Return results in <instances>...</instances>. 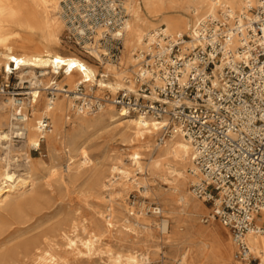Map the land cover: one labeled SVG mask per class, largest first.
<instances>
[{
  "label": "bare ground",
  "instance_id": "1",
  "mask_svg": "<svg viewBox=\"0 0 264 264\" xmlns=\"http://www.w3.org/2000/svg\"><path fill=\"white\" fill-rule=\"evenodd\" d=\"M259 0H125L129 14L124 36V48L118 63L106 62L102 58L105 51L96 44H88L83 53L93 59L92 64L78 54H62L57 48L65 42L66 24L62 18L60 0H0V70L5 79L10 73L21 75V83L29 82L26 98L15 95L0 98V208L19 223L31 219L28 210L37 212V198L25 201L16 198L26 195L35 187V174L47 170L54 176L56 167L52 162L56 158L58 145H62L67 155V168L64 179L75 170V153L79 156V168L91 165L92 159L86 149L85 130L97 129L120 135L128 143L130 164L120 157L111 164L109 175L102 182V187L109 190L108 213L103 214L107 227L113 226L114 190L119 185L131 183L143 185L148 194L147 177H158L169 184L168 190L161 192L166 203H175L185 221L193 222L196 216L211 208L198 200L190 184L197 178L193 173V147L180 131L164 135L162 127L165 121L152 117L129 113L125 108H118L109 102L97 113L88 114L80 107L75 109L72 95L79 84L86 87L96 85L100 94L129 88L135 90V77L139 70L142 52L146 49V36L161 25L170 33H189L193 35L200 19L216 16L220 12L234 16L244 10L247 2L257 4ZM12 66H15L12 68ZM63 75L60 81L57 76ZM45 92L53 93V96ZM1 95V94H0ZM99 95V93H98ZM75 109V110H74ZM74 110L75 123L67 129L68 113ZM82 111V112H81ZM44 118H51L52 129L47 133L40 131ZM16 138H19L17 140ZM46 143L48 154L32 157L26 149H35ZM48 156L50 163L44 157ZM12 162L16 163L12 170ZM22 167V169H19ZM22 170L21 172H17ZM137 172L145 174L143 180ZM125 187V186H124ZM20 194V195H17ZM168 204V203H167ZM162 214L161 207L155 208V214ZM135 214V213H132ZM182 218V217H181ZM135 225L149 230L151 222L145 212L135 214ZM0 217V236L6 231L7 223ZM155 222V221H154ZM181 223V221L179 222ZM175 225V236L182 242V249L176 262L189 264L194 256L199 264H245L235 259V244H224L211 240H195L187 233L181 232V225ZM257 225H264V217L258 219ZM159 227L164 234L169 233L170 220L162 215ZM74 232H82L71 237L65 229L60 235L71 250H78L79 243L87 252L97 249L100 235L84 223L72 222ZM80 241V242H79ZM248 241L253 252L260 255L264 251V236L250 232ZM45 247L33 246L26 258L31 256L34 264H54L59 257L51 250L50 243ZM121 257V256H120ZM127 263L148 264L150 256L130 254ZM194 264V263H193ZM264 264V258L261 261Z\"/></svg>",
  "mask_w": 264,
  "mask_h": 264
},
{
  "label": "built area",
  "instance_id": "2",
  "mask_svg": "<svg viewBox=\"0 0 264 264\" xmlns=\"http://www.w3.org/2000/svg\"><path fill=\"white\" fill-rule=\"evenodd\" d=\"M60 4L66 41L82 49L96 44L105 50L104 61H120L129 17L125 0ZM145 40L135 90L98 95L96 85L79 84L72 92L75 109L92 114L111 102L165 121L166 136L180 131L193 147L194 195L211 204L210 218L229 229L235 259L261 264L264 251L253 252L248 234L264 236V225H257L264 217V0L247 2L233 17L220 12L202 18L193 35L161 25ZM51 129L44 118L40 131Z\"/></svg>",
  "mask_w": 264,
  "mask_h": 264
},
{
  "label": "rangeland",
  "instance_id": "3",
  "mask_svg": "<svg viewBox=\"0 0 264 264\" xmlns=\"http://www.w3.org/2000/svg\"><path fill=\"white\" fill-rule=\"evenodd\" d=\"M57 51L66 55L78 54L92 64H96L93 59L82 52V48L70 44L66 39L57 48ZM4 75L5 73L0 70V88L7 84L4 92H0V98L12 95L17 98H26V94L18 95L16 93L28 91L29 88L22 87L28 86L29 82L21 83V75L14 72L8 80ZM62 77L63 75H59L55 80L60 81ZM98 93L100 94V92ZM45 94L49 95L48 92ZM74 110L68 113L70 120H68L67 129L72 128L75 123ZM49 119L52 121L51 118ZM85 132L83 140L86 141L85 146L92 159L91 165L79 168L80 157L72 153L75 155L76 168L69 176L62 179L60 174L66 173L64 170L69 161L60 144L57 147L56 158L52 162V165L56 167L57 174L52 176L47 170L37 171L34 176L35 187L28 190L26 195L22 196V194L16 198L20 201L37 198V212L27 211L31 216L29 221L19 223L17 219L15 220L9 215L5 207L0 208V217H4L8 225L6 231L0 236V264H34L31 256L26 258V255L33 246L45 247L46 243H50L51 250L60 258L54 264H130L126 261L130 254L145 253L150 256L148 264H178L176 260L183 245L178 236H175V225L180 221L181 232L187 233L189 238L198 241L211 240L224 244L232 241L229 229L220 220L210 218V210L204 208V211L196 216L195 221H185L184 214L179 213V206L175 203L167 202V204L166 199L161 195V192L168 190L169 184L161 178L147 177L138 172L139 179L143 180L147 177L149 180L148 194L144 193L143 185L129 182L123 184L124 187L117 184L114 190L115 198L112 202L113 226L107 227L103 214L108 213L109 190L102 187V182L109 175L111 164L121 154L124 162L130 164L127 153L131 149L120 135H113L97 129L85 130ZM40 149L34 151L28 148L26 151L32 157L48 154L45 142H42ZM0 154L4 155L2 152ZM44 159L50 163L48 156ZM11 168L15 170L16 163L12 162ZM189 190H192L191 184ZM206 205L211 208V204L206 203ZM157 207L163 209L162 214H155ZM141 212H145L148 221L151 222L149 230H144L142 226H136L134 223L135 214ZM162 215L170 220L168 234H164L159 227ZM74 221L79 222L80 226L85 223L89 230L100 235V241L95 251H85L81 243H79L78 250H71L66 244L60 235L62 229H65L71 237L76 234L80 239L85 237L82 232H74L70 228ZM193 263L199 264L200 261L194 256L189 264Z\"/></svg>",
  "mask_w": 264,
  "mask_h": 264
}]
</instances>
